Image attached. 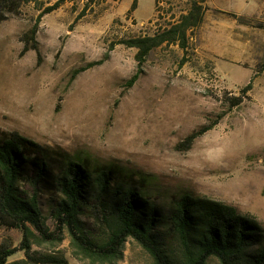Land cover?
Segmentation results:
<instances>
[{
	"label": "rangeland",
	"instance_id": "1",
	"mask_svg": "<svg viewBox=\"0 0 264 264\" xmlns=\"http://www.w3.org/2000/svg\"><path fill=\"white\" fill-rule=\"evenodd\" d=\"M134 1L107 0L77 20L82 1L42 16L58 0H14L0 23V130L144 176L152 192L227 203L264 228V0H208L186 53L163 45L129 87L137 49L120 42L153 35L189 2L160 0L158 18L155 0L129 13ZM233 98L243 103L231 108ZM41 202L50 216L49 196ZM21 240L0 224V245ZM32 253L74 260L67 236L54 252ZM25 258L19 249L9 263ZM115 264L153 263L130 241Z\"/></svg>",
	"mask_w": 264,
	"mask_h": 264
},
{
	"label": "trees",
	"instance_id": "2",
	"mask_svg": "<svg viewBox=\"0 0 264 264\" xmlns=\"http://www.w3.org/2000/svg\"><path fill=\"white\" fill-rule=\"evenodd\" d=\"M77 1L84 2L79 20L107 0H58L42 16L65 2ZM207 2L189 0L181 14L153 35L120 42L137 49L139 69L128 81L129 87L138 81L150 55L163 45H178L186 53L190 33L204 23ZM159 3L155 0L158 18ZM13 5L14 0H0V23L5 9ZM136 5L135 0L129 13ZM242 103L243 98H233L230 107ZM212 128L192 133L186 144L191 146ZM147 180L121 167L68 157L19 132L0 130V224L22 235L19 249L26 257L15 263L67 264L68 259L56 253H32L34 246L54 252L67 236L72 258L81 264H115L123 259L130 241L153 264H209L212 260L217 264H264V228L254 216L207 197L152 192ZM156 193H160L159 200L154 198ZM43 195L51 201L50 216L43 214ZM19 249L8 243L0 245V264H10L9 258Z\"/></svg>",
	"mask_w": 264,
	"mask_h": 264
},
{
	"label": "crops",
	"instance_id": "3",
	"mask_svg": "<svg viewBox=\"0 0 264 264\" xmlns=\"http://www.w3.org/2000/svg\"><path fill=\"white\" fill-rule=\"evenodd\" d=\"M67 264H81V263H79L76 260H68V263Z\"/></svg>",
	"mask_w": 264,
	"mask_h": 264
}]
</instances>
